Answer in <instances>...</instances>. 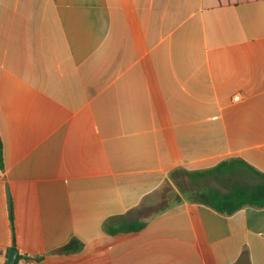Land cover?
Wrapping results in <instances>:
<instances>
[{"label": "crops", "instance_id": "crops-1", "mask_svg": "<svg viewBox=\"0 0 264 264\" xmlns=\"http://www.w3.org/2000/svg\"><path fill=\"white\" fill-rule=\"evenodd\" d=\"M0 142V264H264V0H0Z\"/></svg>", "mask_w": 264, "mask_h": 264}, {"label": "trees", "instance_id": "trees-1", "mask_svg": "<svg viewBox=\"0 0 264 264\" xmlns=\"http://www.w3.org/2000/svg\"><path fill=\"white\" fill-rule=\"evenodd\" d=\"M0 165H2V150H1V142H0ZM226 165L221 164L215 169L203 171V172H194L188 173L182 171L181 173L188 178L189 187L184 188L181 184H177L178 189L181 195L186 196L189 200L200 202L219 213L225 215H232L235 212L243 209L244 207L251 206L256 208H264V175L253 170L256 176L261 180L258 184L253 187L245 186L241 183H234L230 190L227 193H221L212 188H203L200 187L197 182L200 180L206 179L208 177L216 176L217 174L227 173L225 170ZM237 173V169L235 170ZM166 208L155 212L158 214L159 212L165 211ZM152 217L151 214L147 215L146 218ZM11 221L13 222V218L11 216ZM146 226V221L141 219H136L133 221H126L122 224L118 225L116 228L105 229L109 233H117L121 231L131 232V231H140ZM81 245L78 241L72 240L67 246L60 249L59 253H72L80 250ZM19 260V256L16 258V263Z\"/></svg>", "mask_w": 264, "mask_h": 264}, {"label": "rangeland", "instance_id": "rangeland-1", "mask_svg": "<svg viewBox=\"0 0 264 264\" xmlns=\"http://www.w3.org/2000/svg\"><path fill=\"white\" fill-rule=\"evenodd\" d=\"M236 179V181H240L242 182L245 186L248 187H252L257 183V180L253 177H245L243 174H240L238 177L236 178H230L229 181L226 182H230L231 180ZM223 182H221L218 178L215 177H208L206 179L200 180L199 182H197V184L200 187L203 188H214V189H219L221 191H228L229 186L222 184ZM189 182H188V187H189ZM191 186V185H190Z\"/></svg>", "mask_w": 264, "mask_h": 264}, {"label": "water", "instance_id": "water-1", "mask_svg": "<svg viewBox=\"0 0 264 264\" xmlns=\"http://www.w3.org/2000/svg\"><path fill=\"white\" fill-rule=\"evenodd\" d=\"M7 200H8V203H9L10 196H9V192L8 191H7ZM16 258H17V250L12 248L10 250L9 257H8V260H7L6 264H16Z\"/></svg>", "mask_w": 264, "mask_h": 264}, {"label": "built area", "instance_id": "built-area-1", "mask_svg": "<svg viewBox=\"0 0 264 264\" xmlns=\"http://www.w3.org/2000/svg\"><path fill=\"white\" fill-rule=\"evenodd\" d=\"M237 99V98H236ZM32 260H33V258H32V256L31 255H29V254H24L23 256H22V264H30L31 262H32Z\"/></svg>", "mask_w": 264, "mask_h": 264}]
</instances>
